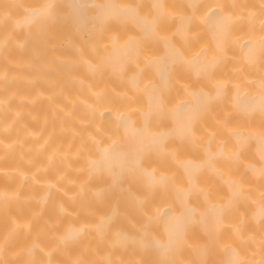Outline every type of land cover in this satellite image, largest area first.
Wrapping results in <instances>:
<instances>
[{
	"label": "bare ground",
	"instance_id": "1",
	"mask_svg": "<svg viewBox=\"0 0 264 264\" xmlns=\"http://www.w3.org/2000/svg\"><path fill=\"white\" fill-rule=\"evenodd\" d=\"M0 264H264V0H0Z\"/></svg>",
	"mask_w": 264,
	"mask_h": 264
}]
</instances>
